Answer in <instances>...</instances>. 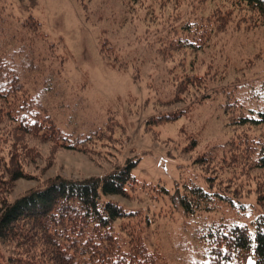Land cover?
<instances>
[{"label":"rangeland","instance_id":"obj_1","mask_svg":"<svg viewBox=\"0 0 264 264\" xmlns=\"http://www.w3.org/2000/svg\"><path fill=\"white\" fill-rule=\"evenodd\" d=\"M10 58L59 137L19 133L0 104V180L12 157L27 176L0 191V207L56 177H104L137 158L131 196L112 199L165 264H209L205 228L264 213V126L242 124L264 111L256 10L238 0H0V60ZM189 182L226 203L187 218L172 198Z\"/></svg>","mask_w":264,"mask_h":264},{"label":"trees","instance_id":"obj_2","mask_svg":"<svg viewBox=\"0 0 264 264\" xmlns=\"http://www.w3.org/2000/svg\"><path fill=\"white\" fill-rule=\"evenodd\" d=\"M238 2L264 17V0ZM28 25L27 21L22 27ZM9 62L10 66H5L0 60L1 108L6 109L19 133L56 139L58 127L47 115L34 112L35 98L17 85L21 75L11 58ZM177 83L180 95L183 84ZM183 114L159 121H175ZM247 123L264 126V111L242 124ZM66 146L75 150L72 145ZM197 146L194 138L186 151L192 152ZM13 160L12 157L6 171L9 178L0 180V191L27 177L20 162L13 165ZM139 162L137 158L128 159L124 166L104 177L84 180L56 177L42 189L4 202L0 207V264H165L160 252L149 249L140 223L131 221L136 214L112 199L131 196L130 190L137 183L133 170ZM257 164L264 168V148ZM180 190L177 186L172 199L180 203L187 218L214 212L217 203H226L221 195L209 193L193 182L183 184L182 193ZM203 231L199 240L206 247L209 264H246L249 257L254 264H264V213L250 226L220 223Z\"/></svg>","mask_w":264,"mask_h":264}]
</instances>
